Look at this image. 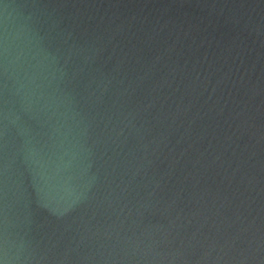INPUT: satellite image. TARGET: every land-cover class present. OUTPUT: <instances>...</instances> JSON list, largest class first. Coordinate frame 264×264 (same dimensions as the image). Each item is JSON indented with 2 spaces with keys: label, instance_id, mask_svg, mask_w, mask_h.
Returning a JSON list of instances; mask_svg holds the SVG:
<instances>
[{
  "label": "water",
  "instance_id": "water-1",
  "mask_svg": "<svg viewBox=\"0 0 264 264\" xmlns=\"http://www.w3.org/2000/svg\"><path fill=\"white\" fill-rule=\"evenodd\" d=\"M0 264H264V0H0Z\"/></svg>",
  "mask_w": 264,
  "mask_h": 264
}]
</instances>
